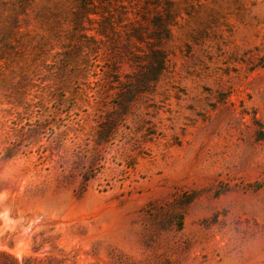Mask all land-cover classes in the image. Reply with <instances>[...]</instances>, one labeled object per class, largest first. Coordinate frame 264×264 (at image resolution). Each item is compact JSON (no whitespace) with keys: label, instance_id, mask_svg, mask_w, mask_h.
I'll list each match as a JSON object with an SVG mask.
<instances>
[{"label":"rangeland","instance_id":"obj_1","mask_svg":"<svg viewBox=\"0 0 264 264\" xmlns=\"http://www.w3.org/2000/svg\"><path fill=\"white\" fill-rule=\"evenodd\" d=\"M169 1L0 0V264H264V0Z\"/></svg>","mask_w":264,"mask_h":264},{"label":"trees","instance_id":"obj_2","mask_svg":"<svg viewBox=\"0 0 264 264\" xmlns=\"http://www.w3.org/2000/svg\"><path fill=\"white\" fill-rule=\"evenodd\" d=\"M78 2L79 12L81 18H91L92 15L100 18H110L112 11L117 7L121 9V16H127L128 13L124 11L121 5V0H76ZM136 4H133L136 9V15L140 18H150V12L153 8L163 5L165 14L163 16L155 15L152 18H174L173 7L174 3L169 0H136ZM139 1V2H138ZM130 2V0H129ZM116 9V10H117ZM157 28L160 30L155 38H144L142 36H135L139 42L145 43L149 50V60L141 68L139 76L137 77V82L141 85V88L148 87L151 83L156 82L160 77L164 65L165 57L163 53L156 49L158 45L170 39L169 27L166 21L157 20ZM96 33L100 37L108 38V32L106 28L101 26V28L96 30ZM164 33V34H162ZM166 33V34H165ZM150 39L156 44H150L147 40ZM131 40V39H129ZM130 44L126 47L127 50H130ZM129 95H132V92H129ZM126 107V106H124Z\"/></svg>","mask_w":264,"mask_h":264}]
</instances>
